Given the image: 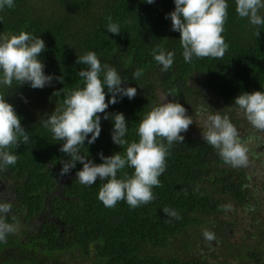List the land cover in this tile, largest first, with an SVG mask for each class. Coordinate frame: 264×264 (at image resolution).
I'll return each mask as SVG.
<instances>
[{
  "label": "trees",
  "instance_id": "obj_1",
  "mask_svg": "<svg viewBox=\"0 0 264 264\" xmlns=\"http://www.w3.org/2000/svg\"><path fill=\"white\" fill-rule=\"evenodd\" d=\"M13 2V7L0 10V36L26 31L42 38L46 48L39 58L45 74L64 76V82L54 78L42 89L16 86L15 81L11 88L0 84V95L14 106L29 136L28 144L8 149L17 162L0 169V180L8 181L7 187L16 195L8 203L12 211L29 225L38 219L30 233L14 225L16 231L0 242V264H264V222L257 218L244 229L237 217L240 208L252 211L256 206L251 165L226 164L203 139L204 124L198 132L192 133L189 127L181 133L184 142L168 148L166 170L159 177L162 186L153 187V201L136 208L126 201L105 207L98 199L104 181L97 178L91 186L81 184L76 177L83 167L79 161L69 174L61 176V160L69 157L59 150L63 142L54 140L45 127L49 115L63 107L65 95L84 86L77 75L84 67L76 63L78 56L94 51L102 66L114 67L127 79L125 86L137 88L134 98L118 97L106 109L125 115L124 138L129 143L139 140L140 120L166 102L170 90L177 96L167 99L183 104L193 122L197 118L191 109L197 117L219 112L238 129L243 113L234 104L235 98L244 92L264 91V26L254 27L247 18H240L235 0H227L222 33L228 44L225 55L222 59L193 56L187 63L180 33L172 30L171 20L166 18L175 8L174 0H154L152 4L146 0ZM260 15L264 17V9ZM109 16L120 25L119 35L107 31ZM158 46L174 53L166 72L152 56ZM137 69L143 75L135 81L131 77ZM105 92L110 101L107 87ZM100 116V136L89 145L90 134L85 145L79 146L96 164L103 162L101 152L110 156L121 151L123 155L126 148L113 142L111 118ZM254 131L261 130L249 123L244 136L239 135L242 142L249 135L251 139ZM255 137L259 139L260 134ZM159 142L167 146L166 140L158 138ZM251 152L259 159L264 155L261 148ZM125 171L131 175L134 169L126 167L117 177L123 178ZM164 208L175 210L181 218L167 217ZM0 218L11 224L16 220L11 212L0 213ZM204 230L213 233L215 240L208 242Z\"/></svg>",
  "mask_w": 264,
  "mask_h": 264
},
{
  "label": "clouds",
  "instance_id": "obj_2",
  "mask_svg": "<svg viewBox=\"0 0 264 264\" xmlns=\"http://www.w3.org/2000/svg\"><path fill=\"white\" fill-rule=\"evenodd\" d=\"M148 4L154 0H146ZM175 8L166 14L170 18L172 30L180 33V43L183 48L185 62L191 63L193 56L197 58L211 57L222 59L228 49V44L222 35L228 16L227 0H174ZM236 13L240 18H247L254 26H264V17L260 10L264 9V0H235ZM14 6L13 0H0V10ZM106 25L109 33L119 35L121 27L109 16ZM257 37L260 31L255 32ZM45 41L34 37L26 31L19 34L0 36V84L9 88L29 84L33 89H42L50 85L55 78L64 82V76L54 77L44 71V63L39 58L45 50ZM161 71H167L173 64L174 53L156 47L152 51ZM77 64L84 67L77 73L82 78L84 86L65 95L63 107L55 109L45 121V127L53 134V139L63 142L60 152L69 159L61 160L60 175L69 174L77 162L83 167L76 173L77 180L91 186L97 178L104 181L98 193V199L105 207H115L118 201L136 208L153 201V187H160L159 177L166 170L168 148L174 142H184L183 132H187L193 123L191 116L186 114V108L178 101L168 100L169 96H177L170 90L166 102L153 107L139 122L138 141L129 143L124 137L127 132L126 117L122 112L107 113L109 104H116L118 97L134 98L137 88L125 86L126 78H122L117 70L108 65H101L94 51L78 56ZM103 73V78H101ZM143 75L142 69L133 72L131 79L137 81ZM105 87L111 94L106 100ZM234 104L242 111L247 121L257 130L264 131V91L244 92L235 98ZM205 110H202V112ZM114 122L112 140L125 148L123 155L116 152L104 156L102 163L96 164L80 152V145L92 144L101 133V116ZM202 137L207 144L215 148L221 159L232 167H242L248 164V148L242 142L236 126L227 115L219 112L207 114L202 127ZM166 140L167 146L163 142ZM29 136L21 124V118L14 106L3 95H0V169L15 165L17 156L8 149L20 144H28ZM126 167L134 169L129 175L123 172V178H118V171ZM11 205L0 203V213L8 214ZM167 217L180 219L179 214L172 209L164 208ZM16 227L0 218V242H6V237L14 233ZM204 238L211 242L215 240L213 233L204 230Z\"/></svg>",
  "mask_w": 264,
  "mask_h": 264
},
{
  "label": "rangeland",
  "instance_id": "obj_3",
  "mask_svg": "<svg viewBox=\"0 0 264 264\" xmlns=\"http://www.w3.org/2000/svg\"><path fill=\"white\" fill-rule=\"evenodd\" d=\"M207 104H205V106H207ZM191 110L193 112L192 113L193 116L196 118L197 117L195 114L196 110L195 109H191ZM200 114H201V112H200ZM202 117L205 120L206 114L204 113V115ZM248 127H249V122L244 117V115H242L241 127L237 129L238 134L240 136H244V134H245L244 129L247 130ZM193 129L195 132H198L199 126L197 127V124H195ZM192 133H193V131H192ZM254 133L256 136L258 134H260V138L256 139L255 135H253V137L251 139H249V136H250L249 135L246 139L243 140V142H245L247 140L246 143L249 146L248 150L250 152L248 151L249 152L248 153V158H249L248 164L251 165L249 170L253 171L252 172L253 173V179H255L253 182H251V189L254 191L255 196H257L256 206L252 211L245 210L243 208L239 209L237 217H238V219H240V227L244 228V229L248 228V226H249L248 223H250L251 221H253L255 223L257 218H259L260 221L264 222V174H263L264 173V171H263L264 170V157H262L261 159H259L257 157H253L252 152H251V150H256L259 148H261V150H263V152H264V131H260V132L254 131ZM257 159H259V160H257ZM239 237H240V234L236 238H239ZM236 238H232V241H234ZM67 259H68V257H67ZM78 263H79V261H76L75 264H78Z\"/></svg>",
  "mask_w": 264,
  "mask_h": 264
},
{
  "label": "flooded vegetation",
  "instance_id": "obj_4",
  "mask_svg": "<svg viewBox=\"0 0 264 264\" xmlns=\"http://www.w3.org/2000/svg\"><path fill=\"white\" fill-rule=\"evenodd\" d=\"M206 82H203L201 83L202 86H204L203 89H206ZM200 85V86H201ZM213 98H215V96L213 95ZM200 111V110H199ZM203 115H201L200 117H196V121H194L191 125H190V128L192 129V131H194L193 127L195 126V124H197V127L198 126H203V124H205V121H204V118L202 117ZM198 122H202V124H198ZM259 153L256 152V155H258ZM254 155H255V152H254ZM262 157H264V155H262ZM0 178H1V174H0ZM255 179H253L254 181ZM8 183V181H1L0 180V199L2 201H0V203H10L13 198L16 197V195H14V193L11 191V188L7 187L6 183ZM11 213L14 214L16 220L13 222V225L15 224H18L20 227V230L24 229V230H28L29 229V232H32L35 228V223L38 222V219H35L34 221H29V223L31 225H29L27 222H25V219L24 217L20 216L19 214H17L16 212H13L12 211V208H11ZM42 220V219H41ZM22 222V223H21ZM19 230V231H20ZM18 231V232H19Z\"/></svg>",
  "mask_w": 264,
  "mask_h": 264
}]
</instances>
